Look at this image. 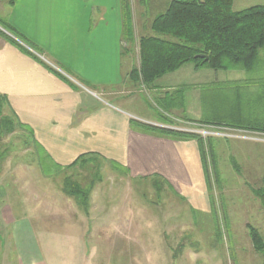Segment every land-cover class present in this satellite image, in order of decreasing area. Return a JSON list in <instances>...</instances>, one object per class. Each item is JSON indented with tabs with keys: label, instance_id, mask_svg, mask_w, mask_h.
Returning a JSON list of instances; mask_svg holds the SVG:
<instances>
[{
	"label": "crops",
	"instance_id": "1",
	"mask_svg": "<svg viewBox=\"0 0 264 264\" xmlns=\"http://www.w3.org/2000/svg\"><path fill=\"white\" fill-rule=\"evenodd\" d=\"M144 1L134 0L130 5L141 25L132 18L133 32L125 34L122 0H14L11 6L0 0V23L11 28L13 37L85 88L57 76L0 35V97L53 165L66 167L84 153H100L108 166L116 161L128 172V196L131 178L153 174L170 183L189 186L188 196H200L195 193L203 183L197 142H176L133 132L129 127L131 100L113 105L106 98L150 92L161 104L155 102L162 112L157 116L159 121L147 111L139 118L157 127L182 129L206 124L264 132V64L254 62L252 80L239 74L224 76L229 68L212 70L186 63L158 78L150 88L140 86L137 90L130 81L131 71L138 65L134 33L137 28L148 33L155 16L147 20L141 8V12H136L135 3ZM170 1L151 0V4L160 13ZM257 5H264V0H233L232 9L240 11ZM261 55L264 57V48L259 50L258 60ZM186 65L192 70L185 79H178L177 71ZM165 77H169V85L163 86ZM98 192L91 195L97 206L91 202L89 214H111L105 194L99 188ZM197 199L200 202L201 197ZM1 205L2 202L0 229L9 227V231L0 234V264H46L29 219L11 213L8 217ZM91 227L110 229V225L101 224ZM82 228L83 223L80 233L62 234V239L72 248L99 247L98 243L103 242L101 235L92 241ZM108 241L107 246L122 244L126 248L122 262L128 264L130 254L125 259V252L130 240L123 239L121 244Z\"/></svg>",
	"mask_w": 264,
	"mask_h": 264
},
{
	"label": "rangeland",
	"instance_id": "2",
	"mask_svg": "<svg viewBox=\"0 0 264 264\" xmlns=\"http://www.w3.org/2000/svg\"><path fill=\"white\" fill-rule=\"evenodd\" d=\"M133 2L128 0L131 24H125V34L130 30L133 32V19L138 21V26L141 25L139 16H134L131 11ZM135 7L137 13L143 10L147 20L159 11L152 6L151 0L135 3ZM134 34L138 59L134 69H137L138 39L147 34L142 33L140 28L135 29ZM257 60L255 62L264 64L262 55ZM230 68L224 76L239 74L254 79V67L251 71L238 69L241 67ZM190 70L192 67L186 65L175 76L185 79ZM167 78L163 79V86L169 85ZM130 81L131 86H137V90L140 86L144 87L135 79ZM124 86L127 88L128 83ZM106 99L113 105H119L124 99L131 100L128 111L132 114L129 127L133 132L176 142H196L189 135L167 133L163 127L153 126L139 118L147 111L159 121L157 116L162 112H159L155 105L158 101L150 92ZM9 122L14 124V130H11V125L7 126ZM17 123L6 108L2 109L1 207L8 217L11 213L15 217L23 215L29 219L46 264H124L122 252L126 248L121 244L123 239L130 240L129 250L125 252V259H128V252L130 254L128 264H264L261 257L252 251L246 230V225H250L264 234V211L255 195L259 191L264 194V143L211 136L213 141L204 147L206 172L202 170L203 183L195 191L200 196H188L189 186L170 183L158 174L131 178L128 196V172L119 162H110L108 166L102 154L91 152L80 155L78 164L81 163V167L55 169L48 159L45 160L41 147L32 143L31 132L17 127ZM192 130L201 136L200 130ZM66 177H73L82 185L94 184L87 211L61 192L62 180ZM98 188L105 194L107 211L111 214H97L95 211L89 214L91 202L97 206L91 195L99 194ZM198 197H201L200 202ZM98 201L104 202L99 198ZM82 223V233L92 241L96 235H101L103 242L98 243L99 247L72 248L67 241L64 242L62 234L80 233ZM91 224L110 225V229L94 230ZM8 231L9 227H5L0 229V234L6 235ZM106 241L121 245L107 246ZM115 252H118L116 256L109 254Z\"/></svg>",
	"mask_w": 264,
	"mask_h": 264
},
{
	"label": "trees",
	"instance_id": "3",
	"mask_svg": "<svg viewBox=\"0 0 264 264\" xmlns=\"http://www.w3.org/2000/svg\"><path fill=\"white\" fill-rule=\"evenodd\" d=\"M6 1L10 6L14 4V0ZM232 4L233 0H171L165 10L152 18L147 35H142L138 39L139 68L131 72V79H135L142 86L150 88L158 78L175 71L186 63L207 66L212 70H224L230 67H241L244 70L252 69L259 50L264 48V5L234 11ZM128 6V0H122L124 25L126 23L131 24ZM6 25L0 23L2 29L14 36L11 28ZM0 35L30 54L3 32L0 31ZM199 54L206 55L208 60L194 58ZM43 65L64 79L48 66ZM3 103L5 104L0 97V112L2 109H7ZM9 123L7 126L11 125V130H14V124ZM15 125L25 128L18 123ZM162 129L167 133L193 137L198 144L203 171L206 172L204 170L206 168L204 165V147L208 142L213 141L212 138L203 139L197 134L167 128ZM32 143L34 146L36 145L35 142ZM210 143L209 149L213 158V149L211 150ZM80 158L81 156L74 163L66 166L65 169L72 170L81 167L82 164H78ZM43 159L45 158L43 157ZM233 165L237 171L235 163ZM53 166L55 169L60 167ZM61 186V192L65 196L72 198L77 205L82 206V209L87 211V203L94 186L93 183L86 186L73 177H66L63 178ZM255 195L259 198L264 211V194L259 191L255 192ZM246 230L252 251L260 256L264 263V234H260L257 229L250 225H246Z\"/></svg>",
	"mask_w": 264,
	"mask_h": 264
},
{
	"label": "built area",
	"instance_id": "4",
	"mask_svg": "<svg viewBox=\"0 0 264 264\" xmlns=\"http://www.w3.org/2000/svg\"><path fill=\"white\" fill-rule=\"evenodd\" d=\"M0 31L6 34L7 36H9L10 38H12L13 40H15L19 45H21L24 49H26V51H28L34 58L38 59L41 63L48 66L51 70H53L57 74L61 75L68 82L78 86L80 89L85 90V88H83L78 83H76L72 78H70L67 74H65L61 69H59L58 67L46 61L42 55L38 54L30 47L20 43L11 34L7 33L2 28H0ZM192 129L200 130V134L203 139L214 136V137L223 138V139L245 140V141H251V142L253 141L256 143H264V132L262 131H247V130H241V129L210 126V125H193L191 127L182 128V129L172 128L171 130L189 133V134H196Z\"/></svg>",
	"mask_w": 264,
	"mask_h": 264
},
{
	"label": "water",
	"instance_id": "5",
	"mask_svg": "<svg viewBox=\"0 0 264 264\" xmlns=\"http://www.w3.org/2000/svg\"><path fill=\"white\" fill-rule=\"evenodd\" d=\"M194 58H198V59H201L204 61L208 60V57L206 55H203V54L196 55Z\"/></svg>",
	"mask_w": 264,
	"mask_h": 264
}]
</instances>
